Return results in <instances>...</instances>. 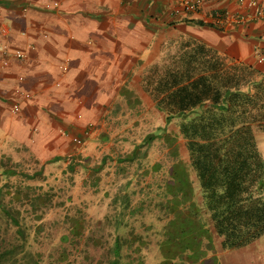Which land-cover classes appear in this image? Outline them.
I'll return each mask as SVG.
<instances>
[{"label":"crops","instance_id":"crops-1","mask_svg":"<svg viewBox=\"0 0 264 264\" xmlns=\"http://www.w3.org/2000/svg\"><path fill=\"white\" fill-rule=\"evenodd\" d=\"M191 1L200 5L186 12L179 0H0V62H9L0 70V150L19 157L10 165L35 183L72 182V193L91 199L105 179L100 161L126 144L122 131L159 111L146 71L175 33L263 76L264 0ZM237 15L246 21L234 23Z\"/></svg>","mask_w":264,"mask_h":264},{"label":"trees","instance_id":"trees-1","mask_svg":"<svg viewBox=\"0 0 264 264\" xmlns=\"http://www.w3.org/2000/svg\"><path fill=\"white\" fill-rule=\"evenodd\" d=\"M182 47L162 72L153 65L148 75L151 85L147 88L164 114L166 128L148 136L152 144L145 149L140 144L133 152L118 153L116 160L107 156L105 179L97 178L93 185L92 195L102 204L99 208L92 199L72 193V182L44 185L25 172L6 174L7 180L21 177L22 187H9L6 181L0 185L4 217L0 230H13V236L0 232V264H55L25 245L31 226L27 220H35L33 245L38 241V227H45L43 213L52 209L58 210L53 223L63 225L70 250L89 258L88 253L96 249L108 264L165 262L158 254L162 243L156 245L155 253L152 249L153 227L159 224V229H165L161 221L171 216L194 221L199 209L205 210L223 249L244 248L264 235V154L257 137L258 131L264 132V75L252 66L226 61L205 43L185 40ZM175 122L177 136L184 140L186 161L178 152L176 136L166 137L168 126ZM155 138L168 149L173 146L165 157L174 160L159 183L158 189L163 190L153 195L144 188L148 176L143 180L142 163L149 162ZM210 233L203 223L197 234ZM149 253L156 256L154 262L147 260Z\"/></svg>","mask_w":264,"mask_h":264},{"label":"rangeland","instance_id":"rangeland-1","mask_svg":"<svg viewBox=\"0 0 264 264\" xmlns=\"http://www.w3.org/2000/svg\"><path fill=\"white\" fill-rule=\"evenodd\" d=\"M177 36L178 34L176 33L169 36L167 43L164 45L163 54L162 52H159L160 59L154 65H157L158 69L160 68V72H162L161 69L165 68V66L174 59L173 57L178 55L183 49L182 40L175 39ZM150 69H147V79L145 78L146 85L149 87L151 85V80L148 78V75H150L152 71ZM152 80H155V78ZM158 116H161L162 118ZM165 123L164 115L161 112L157 110H153L151 112L147 111L143 121L139 120V122L135 124L131 130L122 131L125 138H123L124 140H120V142L122 143L123 141V143L126 144L121 147V151L126 153L131 151L133 152L135 146L140 144L143 146V149L151 146L152 142L147 139L148 136L155 133L157 128H166ZM170 134L172 136H176V140H178L176 147H178V152L183 160L186 161L188 156L186 153L184 140L177 136L178 122L172 123L168 126V135H166V137ZM257 137L259 140L260 150L264 154V132L258 131ZM154 141L156 144L153 146V149L149 155V162L142 163V169L143 171H146L144 175L142 174L143 180H145V176H148L146 179L147 184H144V188L148 192L152 191L153 195L163 190L158 189L159 183H162L166 179V173L169 167L168 163L171 161L173 162L174 160L173 158L170 159V157H165V154H168V151H171L173 146L168 149L163 141L160 142L156 138ZM111 152L113 153L115 159L119 158V154H117L114 150H108V153L106 152V154L109 155ZM9 158L11 159V162H19V157L17 155H3L0 150V185L7 182L9 187H11V185L13 187L17 186V184L21 186L22 182L19 180L21 177L18 175L17 176L19 178L13 177L12 179H6L8 176L6 174L11 173L14 175L17 172H21V167L18 163L17 165H10ZM105 160L109 161L107 156ZM105 163L106 162H104L103 159L100 161V164H103L102 167H105V172H102L104 174H106L108 170V167H106L107 165H105ZM158 165L161 166L160 170L155 168L158 167ZM93 173L92 175L85 177L86 182L95 181V177L97 175L95 176V171ZM196 185L197 183H195V186ZM1 190L3 192L4 188ZM90 190L92 191L93 189ZM4 198L9 200V197L5 196V194ZM91 199L94 202V206L98 207L102 205L100 203L99 197L96 195H92ZM157 199L158 198L156 197L154 198L156 201ZM57 201L58 200L56 199L54 200V202ZM18 205L19 204H17V206ZM46 212L48 213H43L42 217L45 227H42L43 229L41 226L38 227V229L36 228L38 241L33 245V242L31 243L30 240H32L33 237L32 234L34 233L35 228L33 227L32 223L35 222V220L32 217L27 220V222H30L28 225L31 224V226L27 232L29 236L25 245L29 246L31 250L33 248L37 249L36 255L39 258L47 261V263L54 262L55 264H108L106 260L101 257V253L96 249L88 253L90 256L89 258L84 256L83 252L70 250L72 248L71 244H69V241H66V238L64 239L63 236V233L65 232L63 225L57 222V220L53 223V221L57 218L58 210L56 211L55 209H52L50 211L46 210ZM193 214H196L195 211L191 212L192 217L194 216ZM184 217L185 216H171L168 218V220L161 221V224L165 225V229H159L161 227L159 224L155 228L153 227L152 238L150 241L153 248H151L154 251L156 245L161 242L163 246L161 247V251H158V254L160 257H164V260H166L160 264H264V235L244 248L233 250L223 249L221 239L213 233L212 228L208 223V217L205 214V210L199 209L197 216L193 217L196 219L194 221H190ZM3 218L4 217L0 211V227L1 225L3 226ZM203 223L207 225L211 233L210 235L205 234V236H198L199 234L197 233H199V229L203 226ZM0 232L5 236H13V230H0ZM193 232L196 234L191 236ZM167 251L168 258H165L164 253L166 254ZM154 253H149L146 256L147 260L154 262L156 257L154 256ZM63 259L69 262H63Z\"/></svg>","mask_w":264,"mask_h":264},{"label":"built area","instance_id":"built-area-1","mask_svg":"<svg viewBox=\"0 0 264 264\" xmlns=\"http://www.w3.org/2000/svg\"><path fill=\"white\" fill-rule=\"evenodd\" d=\"M238 2L240 3H243L244 0H237ZM180 4H181V7L186 11H192V10H195L199 7L200 5V2L199 1H191V0H179ZM253 4V3H251ZM55 6L57 5L56 3L54 4ZM247 19L246 16L244 15H237L235 16L232 21L236 24H241L243 22H245ZM15 56L16 57H22L23 54L20 52V51H17L15 53ZM260 60H263V57H260ZM8 60H4V61H1L0 62V70L3 69L4 67H6L8 65ZM15 110H17V106L14 107Z\"/></svg>","mask_w":264,"mask_h":264}]
</instances>
